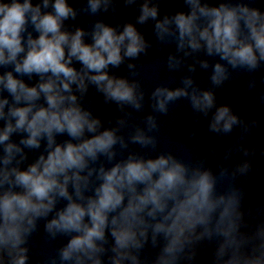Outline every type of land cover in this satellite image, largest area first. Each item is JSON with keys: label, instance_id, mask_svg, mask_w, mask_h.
Returning <instances> with one entry per match:
<instances>
[{"label": "clouds", "instance_id": "9594fccd", "mask_svg": "<svg viewBox=\"0 0 264 264\" xmlns=\"http://www.w3.org/2000/svg\"><path fill=\"white\" fill-rule=\"evenodd\" d=\"M109 3L88 0L85 11L96 13L102 5L107 10ZM185 3L188 12L157 19L158 7L145 0L137 22L151 18L159 40L175 38L178 50H204L233 69L253 71L264 62V11L232 0L219 6ZM76 15L67 0H42V5L0 0V67L11 68L0 72V264H28L31 238L41 222L46 240L63 237L66 243L37 264H106L105 258L107 264H191L205 243L215 245L210 264H264V219L253 230H242L248 227L241 211L243 192L232 184L217 190L226 170L214 175L171 153L146 158L132 152L116 159V146L128 147L124 137L117 135L118 128H104L81 100L94 85L105 102L140 109L138 82L107 69L146 53L149 45L133 24L118 32L102 21L95 22L86 43L83 28H65ZM179 63L169 56L170 69ZM201 63L208 67L207 61ZM229 75L225 64L216 63L211 81L220 86ZM34 76L39 79L32 85L24 79ZM184 84L157 87L154 110L167 113L171 102L187 97L194 110L207 115L215 105L212 91L189 93L192 79ZM146 122L147 132L157 129L153 116ZM237 123L230 107L221 106L209 127L228 133ZM147 132L137 128L130 142L155 150L157 139ZM64 134L68 139L59 141ZM42 145L43 151L22 167L28 160L25 150ZM248 170L246 163L237 171ZM257 211L264 215V208ZM248 215H254L251 209ZM149 246L155 251L145 252Z\"/></svg>", "mask_w": 264, "mask_h": 264}]
</instances>
